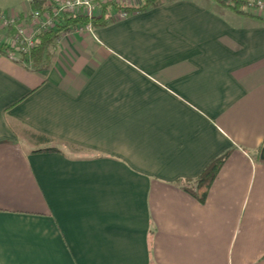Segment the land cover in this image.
I'll use <instances>...</instances> for the list:
<instances>
[{
  "label": "crops",
  "instance_id": "obj_1",
  "mask_svg": "<svg viewBox=\"0 0 264 264\" xmlns=\"http://www.w3.org/2000/svg\"><path fill=\"white\" fill-rule=\"evenodd\" d=\"M243 9L162 0L46 68L0 56V264H264V11Z\"/></svg>",
  "mask_w": 264,
  "mask_h": 264
},
{
  "label": "trees",
  "instance_id": "obj_2",
  "mask_svg": "<svg viewBox=\"0 0 264 264\" xmlns=\"http://www.w3.org/2000/svg\"><path fill=\"white\" fill-rule=\"evenodd\" d=\"M220 1L224 4L232 6L237 12H244L243 7L247 4L245 0H231V2L224 0ZM161 2L162 0H143V4L141 6H132L126 3L116 2L100 4L98 6L97 13L92 18H89V16L83 11L63 14L59 17L55 27L40 30L37 33L35 46L31 50L19 52L20 61L25 63L27 66H32L36 70L46 68L51 64L54 47L64 34L87 24L89 21L92 23L93 28L105 26L113 23L116 20V12L125 11L128 13H133L137 11H144L150 7L160 5ZM34 3L36 4V7H43L40 2ZM8 31L13 32L12 29H9ZM11 49V43L0 42V51L2 53H7L8 50ZM33 136L39 141L49 145L48 148L37 151L56 150V148L50 146L55 141L52 137L39 133H33ZM228 154L229 152H226L218 158L212 160V162L208 164L202 174L196 180H194L195 187L193 190L195 196L199 200H206L208 191L210 190L215 178L223 167L226 159L228 158Z\"/></svg>",
  "mask_w": 264,
  "mask_h": 264
},
{
  "label": "built area",
  "instance_id": "obj_3",
  "mask_svg": "<svg viewBox=\"0 0 264 264\" xmlns=\"http://www.w3.org/2000/svg\"><path fill=\"white\" fill-rule=\"evenodd\" d=\"M128 0H53L44 9H37L25 17L19 14H6L0 11V29H12L14 36L10 43L12 49L7 53L0 51V56H7L10 60L19 62V52L31 50L36 43V35L40 30L50 29L56 26L60 16L66 13H77L83 11L92 18L98 11L100 4L111 2L125 3ZM231 2V0H224ZM246 9L261 14L264 11V0H245ZM128 12L121 11L119 17H127ZM92 23L76 28L77 32L91 31ZM21 62V61H20Z\"/></svg>",
  "mask_w": 264,
  "mask_h": 264
},
{
  "label": "rangeland",
  "instance_id": "obj_4",
  "mask_svg": "<svg viewBox=\"0 0 264 264\" xmlns=\"http://www.w3.org/2000/svg\"><path fill=\"white\" fill-rule=\"evenodd\" d=\"M2 3H6V2H11V3H15L16 0H0ZM250 11V10H249ZM121 12V11H120Z\"/></svg>",
  "mask_w": 264,
  "mask_h": 264
},
{
  "label": "water",
  "instance_id": "obj_5",
  "mask_svg": "<svg viewBox=\"0 0 264 264\" xmlns=\"http://www.w3.org/2000/svg\"><path fill=\"white\" fill-rule=\"evenodd\" d=\"M260 158L264 160V146L262 147Z\"/></svg>",
  "mask_w": 264,
  "mask_h": 264
}]
</instances>
